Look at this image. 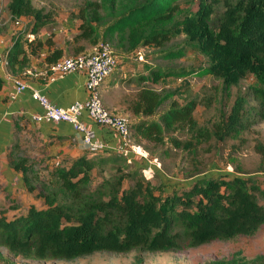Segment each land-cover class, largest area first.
I'll return each instance as SVG.
<instances>
[{"label":"trees","instance_id":"obj_1","mask_svg":"<svg viewBox=\"0 0 264 264\" xmlns=\"http://www.w3.org/2000/svg\"><path fill=\"white\" fill-rule=\"evenodd\" d=\"M217 3L196 0V5L187 9L181 0H86L78 14L74 39L89 42L90 48L78 51L84 53H92L101 42L111 43L118 71L105 77L103 83H156L169 76L197 73L220 77L230 88L252 75L259 82L253 90L262 101L256 111L264 117V0L227 1L221 11ZM8 8L14 17L34 18L30 28L16 32L5 47L9 72L20 74L33 68V57L44 47L49 48L44 59L48 65L63 57L62 49L53 47L52 32L43 38L42 27L49 18L35 8L32 0H10ZM178 35L194 43L208 64H146L148 74L138 71L134 77L126 75V68L136 66L131 57L150 46L165 58L182 56V49H164ZM3 85L0 76V94ZM196 104L193 99L178 102L170 92L141 88L136 100L129 103L131 139L159 140L167 130L194 125ZM243 105L238 98L227 118L220 120L218 132L222 138L238 135L244 128L240 119ZM171 142V146L182 145L178 138ZM94 154H100V160L90 158ZM108 157L105 149H87L71 156L70 164L56 167L54 191L44 194L46 207L30 206L26 212L12 215L0 210V262L19 264L15 258L73 259L97 251H181L214 240L252 235L264 224V204L252 190L264 196V188L254 186L249 177L230 172L202 176L182 188L161 191L137 168L124 172L122 167L116 183L106 180L88 191L91 171L98 163L113 161ZM119 157L124 160L127 155ZM27 161L25 157L13 158L11 163L29 182L31 168ZM107 186L110 189L106 191ZM28 189L36 187L29 182ZM204 264H264V254L249 261L233 256Z\"/></svg>","mask_w":264,"mask_h":264},{"label":"rangeland","instance_id":"obj_2","mask_svg":"<svg viewBox=\"0 0 264 264\" xmlns=\"http://www.w3.org/2000/svg\"><path fill=\"white\" fill-rule=\"evenodd\" d=\"M101 1V0H94ZM235 0H217V8L221 11L225 2ZM10 0H0V60L5 47L12 36L29 29L33 16L14 17L8 8ZM86 0H32L35 8L47 15L49 22L42 27V32H52L59 41L64 37L70 46L87 45L85 39H74L78 24V14ZM182 7L191 8L196 0H181ZM19 19V22H16ZM78 31V29H77ZM64 36V37H63ZM166 50H183L180 57L165 58L154 53L157 49L150 46L141 50L139 56L131 57L136 66L126 68L127 76H135L138 71L148 74L150 68L146 65H161L163 67H183L192 65H207L205 56L200 53L194 43L188 42L184 36L178 35L164 46ZM72 54V52H71ZM131 60V61H132ZM130 61V60H129ZM128 61V62H129ZM129 62L134 64V62ZM0 62V65H1ZM118 71V70H116ZM259 82L252 75L240 79L237 84L227 88L224 80L213 75L200 76L197 73L189 76H169L159 82L139 83L118 80L105 105L131 118L129 107L136 100L141 88L148 87L161 93H171L178 102L196 100L193 113L195 122L192 126H184L177 131L167 130L162 139L152 140L136 138L132 140L135 147L130 150L126 159L118 150V140L114 143L102 141V149L109 152L113 161L98 163L91 171V182L87 190H95L99 184L108 180L116 183L121 174V168L127 172L137 168L140 174L149 177L157 189L169 191L188 185L194 179L219 173H235L249 177L254 186L264 188V117L256 110L261 108V98L253 90ZM121 103V107H110V100ZM238 98L244 102L241 110V120L244 127L238 135L221 137L219 122L227 118V113L233 108ZM165 107V106H163ZM162 107V108H163ZM31 115L13 111L10 117L0 121V210L8 215L26 212L30 206L46 207L44 194L53 192L55 183L52 179L54 169L70 164V145L61 146L58 141L50 144L46 136L33 122ZM173 138L182 141V145H169ZM172 143V142H171ZM143 150V151H142ZM123 154V155H122ZM28 159L29 182L36 187L28 189L21 171L14 168L13 158ZM100 154L90 158L100 160ZM52 180V181H51ZM106 191L110 186L106 187ZM257 200L264 204V196L258 190L252 189ZM4 250L3 248H1ZM5 251V250H4ZM258 254H264V224L252 235H239L229 240H214L197 247L181 251H143L130 252L97 251L73 259L57 260H24L15 258L19 264H204L214 259H230L236 256L240 260L249 261Z\"/></svg>","mask_w":264,"mask_h":264},{"label":"built area","instance_id":"obj_3","mask_svg":"<svg viewBox=\"0 0 264 264\" xmlns=\"http://www.w3.org/2000/svg\"><path fill=\"white\" fill-rule=\"evenodd\" d=\"M19 22V19L16 21ZM6 63V59H5ZM118 67V59L113 54L110 42H101L94 47L92 53L67 55L52 63L45 70L51 80L64 77L72 72H84L85 86L88 96L75 100L68 106H60L40 89L33 88L29 83L17 76L9 77L12 83L11 97L15 98L31 89V96L42 107L41 112L32 113L37 122L60 123L67 122L81 135L82 145L88 150H99L102 141L98 138L95 128L87 123L83 116H88L94 123L108 127L118 140V150L129 155L135 147L131 139L129 117L110 110L104 103L101 86L105 77L112 74ZM0 264H5L0 262Z\"/></svg>","mask_w":264,"mask_h":264},{"label":"crops","instance_id":"obj_4","mask_svg":"<svg viewBox=\"0 0 264 264\" xmlns=\"http://www.w3.org/2000/svg\"><path fill=\"white\" fill-rule=\"evenodd\" d=\"M77 32L78 31L76 28L75 34ZM48 34L49 32L46 34L42 32L43 38H46ZM67 39H69V36L67 38L64 37V41H59L56 34L53 36V47L61 48L63 57L67 55L84 53L78 51L88 49L91 46L88 41H86L87 45L78 44L76 46H70L69 42H67ZM48 51L49 48L44 47L38 55L33 57V68H28L20 74L9 72L6 63H4V61L2 63L0 60V76L4 80L3 89L0 94V121L8 119L13 111L29 115L42 111V107L39 105V103L32 98L31 89H27L25 92L15 98L11 97L12 83L10 78H8L9 74L10 76H17L26 80L33 88L42 90L51 101L60 106H68L75 100L85 99L88 96L85 86L86 75L84 72H72L55 80L50 79V75L45 73L49 63L45 62L44 60L49 53ZM2 56V59H6L5 51ZM115 86L116 83L111 84L108 83L107 80L103 83L102 94L106 100L107 96L110 95ZM108 103L112 105L110 107H121V103L119 104L117 101L111 99L108 101ZM83 119L95 128L97 136L100 140L114 143L115 135L108 127L94 123L86 115L83 116ZM33 122H35V124L38 126V129L43 132V135L46 136L45 140H47L50 144H53L54 141H58L61 146H67V144L70 145L71 148L69 150V157L87 151V149L82 145L81 135L72 127L71 124L67 122H37L35 120Z\"/></svg>","mask_w":264,"mask_h":264},{"label":"bare ground","instance_id":"obj_5","mask_svg":"<svg viewBox=\"0 0 264 264\" xmlns=\"http://www.w3.org/2000/svg\"><path fill=\"white\" fill-rule=\"evenodd\" d=\"M143 151V150H142Z\"/></svg>","mask_w":264,"mask_h":264}]
</instances>
